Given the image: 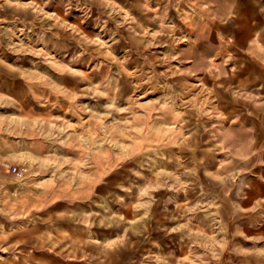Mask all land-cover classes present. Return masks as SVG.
Here are the masks:
<instances>
[{
	"label": "crops",
	"instance_id": "0c3cea01",
	"mask_svg": "<svg viewBox=\"0 0 264 264\" xmlns=\"http://www.w3.org/2000/svg\"><path fill=\"white\" fill-rule=\"evenodd\" d=\"M261 1L181 0V44L164 26L178 8L171 0L153 9L57 0V23L42 39L20 53L0 49V219L93 202L129 210L136 192L157 181L152 163L155 170L174 155L203 154L194 128L211 76L208 33L230 34L218 48L249 40L252 79L253 42L264 38V23L253 21ZM153 14L162 20L156 28Z\"/></svg>",
	"mask_w": 264,
	"mask_h": 264
},
{
	"label": "rangeland",
	"instance_id": "374dc122",
	"mask_svg": "<svg viewBox=\"0 0 264 264\" xmlns=\"http://www.w3.org/2000/svg\"><path fill=\"white\" fill-rule=\"evenodd\" d=\"M127 1L149 9L166 3ZM56 2L0 0L1 53H20L27 41L42 39L57 23L50 12ZM171 2L178 8L164 26L185 44L183 3ZM150 17L155 28L162 25ZM253 17L264 23V0ZM208 34L211 76L200 96L203 119L194 128L195 139L202 138L195 151L203 154L174 155L155 170L152 163L157 181L136 192L129 210L93 202L1 218L0 264H264V66L255 64L264 58V38L253 42L250 79L249 40L220 49L230 34ZM148 70L154 75L155 65ZM150 81L153 93L164 80Z\"/></svg>",
	"mask_w": 264,
	"mask_h": 264
},
{
	"label": "bare ground",
	"instance_id": "6f19581e",
	"mask_svg": "<svg viewBox=\"0 0 264 264\" xmlns=\"http://www.w3.org/2000/svg\"><path fill=\"white\" fill-rule=\"evenodd\" d=\"M245 35H247L246 33H245ZM10 200V198H8V197H6V195H4V198H3V200H2V204L3 205H5V204H7V202Z\"/></svg>",
	"mask_w": 264,
	"mask_h": 264
}]
</instances>
